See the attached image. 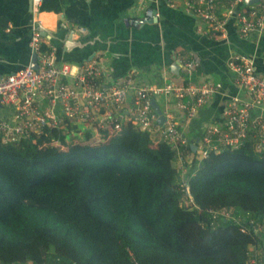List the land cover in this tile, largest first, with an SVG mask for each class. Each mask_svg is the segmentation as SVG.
<instances>
[{"label":"trees","instance_id":"16d2710c","mask_svg":"<svg viewBox=\"0 0 264 264\" xmlns=\"http://www.w3.org/2000/svg\"><path fill=\"white\" fill-rule=\"evenodd\" d=\"M114 135L65 125L0 136V264H249L263 245V150L198 161L190 148V204L168 145L129 122ZM222 209L229 218L209 213Z\"/></svg>","mask_w":264,"mask_h":264},{"label":"built area","instance_id":"2783aa9c","mask_svg":"<svg viewBox=\"0 0 264 264\" xmlns=\"http://www.w3.org/2000/svg\"><path fill=\"white\" fill-rule=\"evenodd\" d=\"M184 10L199 23L203 33L223 37L230 22L236 24L244 40L264 36V0L247 6L245 0H179ZM43 0H31L29 48L37 56V69L30 66L7 76H0V106L11 109L9 118L0 119V136L4 144H13L29 134L44 129H61L65 125L97 132L112 129L117 134L125 122L149 136L152 144L168 145L175 153V164L181 174V191L192 200L186 182L185 165L192 162L191 145L195 159H208L220 149L238 150L249 138L256 150L264 151V71L255 70L253 59L247 55L230 56L226 67L237 95L224 93L220 82L194 83L197 65L175 55V63L182 74L181 85L163 83L157 86H138L133 78L111 81L105 56L95 54L79 64L56 63L55 49L40 37L39 19ZM177 0H170L175 8ZM158 12L148 10L141 18L128 20L131 28H140ZM7 29L6 32H9ZM75 38L87 35L84 27L74 29ZM133 93V108L123 112L126 97ZM215 96L225 98L221 112L222 123L209 124L197 137L184 136L180 123L169 111L172 107L193 118ZM164 100L161 111L164 121L159 124L151 101ZM118 135V134H117ZM116 135V136H117ZM196 138V136H194ZM214 216L229 218L231 210L209 211ZM252 264L255 262L252 260Z\"/></svg>","mask_w":264,"mask_h":264},{"label":"crops","instance_id":"0c3cea01","mask_svg":"<svg viewBox=\"0 0 264 264\" xmlns=\"http://www.w3.org/2000/svg\"><path fill=\"white\" fill-rule=\"evenodd\" d=\"M29 1L0 0V34L7 33V29L11 31L13 25L19 28L23 26L24 29H26L27 25L30 27L32 17L30 18V14L28 13ZM169 2L170 0H46L45 4L43 2L41 4L43 7L41 6L39 19L42 15H51L52 18L47 16L45 20L49 27L43 24L42 27L54 31L56 21L59 18V14L56 15L55 12L59 8H62L63 12H66L69 17L93 14L99 27L110 21L117 23L124 20L128 21L132 18H141L146 11L154 10L158 12L159 20L163 22L169 36L175 41L181 39L182 44L185 46V48H178L174 51V58L176 54H181L185 61H192L197 65L192 79L194 83L220 82L223 84L224 93L231 96L237 95V89L231 84L230 74L226 67L229 57L233 55H247L251 57L255 70L258 73L264 71V36L244 40L239 37L236 24L230 22L226 27L225 35L214 39L213 36L202 32L201 26L203 24L190 16L181 6L179 0H177L178 5L175 8H171ZM72 27L75 29L76 27L83 26L74 25ZM177 35L181 36V38L177 37ZM79 38L82 37L80 36ZM79 38L76 37L75 39ZM97 53H102L105 56L111 81L131 77L141 87L157 86L163 83L174 85H181L183 83L180 71L178 75L172 73L165 67L161 55L152 60L147 56L144 57L145 55L141 56L139 62L130 68L124 77L116 78L118 69L117 72H114L113 68L108 66L109 58L104 52ZM24 56L22 55L20 59L24 60V67H26L29 64L27 63L28 59ZM196 56H200V61L195 60ZM90 59L79 61L67 54H61L55 61L58 64L62 62L79 64ZM154 101L161 111L164 110V100L162 97H156ZM224 104L225 98L215 96L193 118H187L184 112L178 111L173 107L169 111L179 121L181 133L189 138L193 137V143L196 144L198 135L209 124L222 123L221 112ZM132 108L133 93H130L126 97L124 104V114L127 115ZM11 112L10 108L0 106V119L9 118ZM250 145L254 146V142L249 138L244 142L243 147L248 148ZM252 253L250 252V254Z\"/></svg>","mask_w":264,"mask_h":264},{"label":"water","instance_id":"95a60500","mask_svg":"<svg viewBox=\"0 0 264 264\" xmlns=\"http://www.w3.org/2000/svg\"><path fill=\"white\" fill-rule=\"evenodd\" d=\"M259 0H245L247 6L255 5ZM46 0H43V4ZM42 6V5H41ZM43 7V6H42ZM42 7H40V12ZM28 13L31 12V0ZM59 18L55 24V30L50 31L44 27L39 28L40 37L55 49L56 58L61 54H67L79 61L90 59L97 52H104L109 58L108 66L117 72L116 78H122L143 55L150 60L162 56L165 67L175 75L179 74V66L174 62V51L185 48L181 39H172L164 24L159 19H152L140 28H131L128 21L115 23L110 21L102 27L97 26L95 15L69 17L62 8L56 12ZM8 19V17H7ZM74 25L85 27L88 34L85 37L75 39ZM30 27L26 29L13 25V29L0 34V76H7L22 70L25 66L20 57L25 55L27 63L32 69H37V56L29 48ZM177 37L181 38V36ZM200 56L195 60L200 61ZM19 60V61H18ZM116 66V68H115ZM151 105L158 116V123L164 121L161 110L155 101ZM192 151L195 146L191 145Z\"/></svg>","mask_w":264,"mask_h":264},{"label":"rangeland","instance_id":"374dc122","mask_svg":"<svg viewBox=\"0 0 264 264\" xmlns=\"http://www.w3.org/2000/svg\"><path fill=\"white\" fill-rule=\"evenodd\" d=\"M78 129L83 130V128H79V127H78ZM117 134H115L114 136H116ZM187 164L189 165V161L187 162ZM175 167L177 168L176 164H175ZM189 203L192 204V200L189 201ZM256 235L262 240L263 245L258 246V248L257 247L256 248L250 247L249 250H250V252H253V253L249 254V256H250L249 264H252V262H251L252 260L255 262V264H260L264 260V230H263V227L261 225L256 227Z\"/></svg>","mask_w":264,"mask_h":264},{"label":"bare ground","instance_id":"6f19581e","mask_svg":"<svg viewBox=\"0 0 264 264\" xmlns=\"http://www.w3.org/2000/svg\"><path fill=\"white\" fill-rule=\"evenodd\" d=\"M46 13H47V12H46ZM47 16L50 17V18H52L51 15H42V16L40 17V21L42 22V24H43L44 26L49 27V26L46 24V22H45ZM55 18H56V17H55ZM51 21H52V19H51Z\"/></svg>","mask_w":264,"mask_h":264},{"label":"flooded vegetation","instance_id":"af4514ba","mask_svg":"<svg viewBox=\"0 0 264 264\" xmlns=\"http://www.w3.org/2000/svg\"><path fill=\"white\" fill-rule=\"evenodd\" d=\"M31 17H32V15L30 14V18H31ZM27 27H29V25H27ZM27 27H26V28H27ZM27 35L29 36V35H30V32L27 33Z\"/></svg>","mask_w":264,"mask_h":264}]
</instances>
